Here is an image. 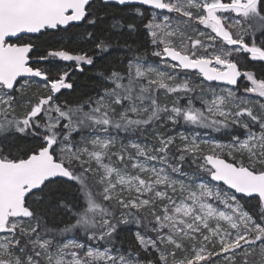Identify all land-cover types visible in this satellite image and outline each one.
I'll list each match as a JSON object with an SVG mask.
<instances>
[{
  "label": "snow or ice",
  "instance_id": "snow-or-ice-1",
  "mask_svg": "<svg viewBox=\"0 0 264 264\" xmlns=\"http://www.w3.org/2000/svg\"><path fill=\"white\" fill-rule=\"evenodd\" d=\"M0 264H264V0H0Z\"/></svg>",
  "mask_w": 264,
  "mask_h": 264
},
{
  "label": "trees",
  "instance_id": "trees-1",
  "mask_svg": "<svg viewBox=\"0 0 264 264\" xmlns=\"http://www.w3.org/2000/svg\"><path fill=\"white\" fill-rule=\"evenodd\" d=\"M257 67H259V64H257Z\"/></svg>",
  "mask_w": 264,
  "mask_h": 264
}]
</instances>
